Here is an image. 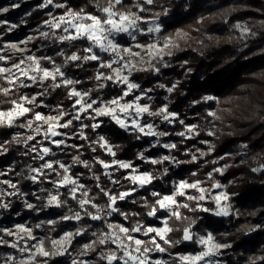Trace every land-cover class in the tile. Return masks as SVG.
I'll return each mask as SVG.
<instances>
[{"label": "rangeland", "instance_id": "rangeland-1", "mask_svg": "<svg viewBox=\"0 0 264 264\" xmlns=\"http://www.w3.org/2000/svg\"><path fill=\"white\" fill-rule=\"evenodd\" d=\"M144 1L151 4L153 0ZM253 6L259 14L256 21L237 22L225 31H207L208 23L199 19L164 39L160 37V16L150 17L140 10L118 14L103 9L96 16L73 12L67 0H0V87L3 91L14 86L24 90L22 103L14 108L4 109L0 102V264H41L38 255L63 256L74 264L88 263L85 256L94 246L92 240L83 243L77 254L72 250L73 242L83 235V229L79 228L83 215L80 212L75 218L60 215L65 212L63 208L69 198L83 207L91 204L87 186L80 178L82 173L76 174V166L61 161L56 168L48 157L68 152V146L81 149L86 140L91 143L90 127L97 129L106 120L135 133L142 143L130 160L116 156L105 134L97 132L92 141L106 148L112 159L110 162L95 159L102 172L96 181L108 179L116 191L109 194L111 205L105 214L91 215L94 222L104 219L109 229L104 235L113 244L104 252L108 264H236L230 258L232 252H225L231 243L219 239L211 230L203 233L188 230L184 242L195 241L197 245L182 253L172 254L162 241L169 243V220L179 218L183 209L189 208L192 213L207 211L228 219L236 204L234 198L248 183L246 166L252 157L253 170L264 174V101H261L264 71L256 75L253 84L233 85L236 59L264 61V0H254ZM164 7L167 16L175 5ZM79 41L83 45L72 47ZM224 44L237 49L217 66L223 71L222 76L228 78L223 87L233 88V93L225 104L215 94H205L204 99L215 101L219 112L210 110L201 123L194 118L192 108L196 102L192 98L187 99L181 114L176 112L173 94L180 82L193 73L188 59L177 53L187 47L196 58L206 59L205 52L210 47ZM85 57L96 60L98 65L94 79L87 83L69 70L71 64ZM175 64L183 68V77L172 69ZM50 82L55 87L59 83L67 85L75 97L73 103L58 108L48 106ZM32 87L36 91L28 94ZM29 104L47 107L38 111L21 133H13L11 142L5 132L17 118L28 113ZM223 111L236 120L225 123ZM235 121L244 125L242 129L249 134L245 138L240 136L233 145L231 141L216 148L218 134L234 135L238 129ZM14 143H22L31 155H36L38 164L20 158ZM178 144L185 147L180 158L173 153ZM83 155L80 153L78 158L85 165L88 159ZM164 160H173V165L182 161L186 164L182 174L172 180L175 185L171 193L153 192L156 198L150 216L157 224L141 222L130 232L116 218L120 211L116 203L134 190L119 188L120 180L130 179L138 191L151 188L156 176L144 164L158 165ZM61 169L62 174L49 176ZM44 176L48 178L45 180ZM22 179L30 180L32 187L36 183L40 186L39 190H32L36 200L21 185ZM45 182L51 185L46 188ZM17 201L27 211L46 208L50 213L48 219L34 226L31 217L19 220L22 214L17 213V220L10 226L5 219ZM59 222L64 227L55 236L53 229ZM43 233L51 239L50 248L45 245ZM262 256L255 254L251 259Z\"/></svg>", "mask_w": 264, "mask_h": 264}, {"label": "trees", "instance_id": "trees-1", "mask_svg": "<svg viewBox=\"0 0 264 264\" xmlns=\"http://www.w3.org/2000/svg\"><path fill=\"white\" fill-rule=\"evenodd\" d=\"M62 1V0H58ZM68 7H71L75 13H83L84 15H96L99 16L101 10L110 9L116 11L118 14L129 13L132 11L140 10L143 13H147L150 17L160 16V37L167 38L173 36L175 31L179 28L186 27L199 19L206 21L207 31H225L237 22L244 21H256L259 14L254 9V0H153L151 4L144 0H67ZM175 5L172 9L171 15H165V7ZM83 41H79L73 44L72 47L77 48ZM77 46V47H76ZM236 46L224 44L221 46L210 47L206 52V59L196 58V55L190 48L185 47L184 50L179 51L177 54H182L188 59L191 65L193 73L184 78L173 94L174 104L173 108L176 112L182 113L185 110L186 101L188 98H192L196 105L192 108L194 112L195 120L202 122L203 118L208 117V112L215 109L219 112V107L215 101H209L204 99L205 94H215L222 104H225L229 94L233 93V88L223 87L227 76H222L223 71L217 66L222 63L227 56L234 55L236 53ZM83 52V50H81ZM236 59V63L233 68V75L236 74V78L233 80V85L240 83H254L256 75L264 71V61L257 60L256 58L248 59L247 61H240ZM97 61L85 57L79 59L76 64H71L69 70L75 75L81 82H89L95 77L97 69ZM172 69L176 75L183 77V68L180 65L175 64ZM200 72H203L202 74ZM213 72V73H212ZM214 80L211 81L212 76ZM9 85V83L5 82ZM0 87V102L4 109H12L16 104L22 103L24 90L22 87L14 86L8 91L1 90ZM36 91V87L29 88L27 93L32 94ZM48 106L58 108L59 106H68L73 103L75 97L70 94V89L67 85L59 83L58 86H54L50 82L47 93ZM40 98V97H39ZM260 98V97H258ZM261 100V99H260ZM264 101V100H261ZM260 102L259 104H261ZM221 104V105H222ZM223 106V105H222ZM28 113L14 121L12 128L5 132L7 138L11 141V135L13 133L19 134L22 132L25 125H28V121L32 120L38 111H45L47 106L30 107L28 105ZM225 115V123H230L232 120H236L232 114L227 111H223ZM238 129L234 132V135L226 133L218 134L216 142V148L220 146H227L232 141V145L239 142L240 136L244 138L249 134V131L242 129L244 125L235 121ZM241 128V129H239ZM18 132V133H16ZM97 132L105 134L113 148L115 149L116 156L121 159H133L136 155V148L142 146V143L138 140V135L132 132L125 131L115 121L106 120L97 129L90 127L89 129V141L82 142L83 148L77 149L75 146H68L66 149L68 152L49 155L48 160L54 162L55 167H58L59 162L76 166V174L82 173L80 177L85 186H87L88 199L91 204L83 205L80 202L75 201L73 198L67 199V206H64L65 212L60 213L61 216H69L71 218L77 217L76 213L80 212L83 215L79 228L83 229V235L78 237L72 245V250L77 254L83 243L93 241L94 246L86 254L87 264H108L104 252L110 250L113 247L110 239H104V235L109 233V229L104 223V219L94 222L91 215L98 212L105 214L111 205L109 200V194L113 191V186L108 179L100 178L102 183L96 181V177L101 175L100 164L95 161L96 158L103 159L110 162L112 159L106 148L94 144L92 142L95 139ZM205 134V132H204ZM88 136V134H87ZM236 136V137H234ZM12 142V141H11ZM14 142V141H13ZM18 148V154L26 163L33 162L38 164L35 159L36 155H31L22 143H14ZM79 144V143H77ZM177 149L173 152L180 158L184 152L185 147L181 144L176 145ZM65 149V150H66ZM84 153L83 157L88 159L85 165H82L80 153ZM15 154H17L15 152ZM253 154V153H252ZM177 158V159H178ZM172 159V158H171ZM173 160L163 161L158 165L152 163H146L144 166L153 169L156 176L155 183L152 187L145 188L143 190H137L130 179H121L119 188L122 190L130 191L134 190V193L124 200H120L116 205L120 208L117 212L116 218L121 222H124L128 227V230L132 232L135 230L137 224L141 222L148 225H156L157 220L152 219L150 211L152 210V203H154L155 196L153 192L164 194L171 193L175 183H171L172 180L178 175L182 174L181 169L186 163L182 161L180 165H173ZM248 172L246 174L247 185L240 188L239 194L234 198L236 204L233 207V213L228 218H218L207 211L195 210L192 211L187 208L181 211L179 218H171L169 225L171 232L168 235L169 243L162 241L163 246L167 251L172 254L182 253L187 250L195 249L197 245L193 243H185L184 236L188 230L195 233H203L206 230H211L219 239L230 242L231 245L226 249V253L232 252L230 257L236 264H264V174L256 173L253 168V157L247 164ZM187 168V167H185ZM57 173L62 174V169L58 172L51 173L55 176ZM46 180L48 177H42ZM61 177L58 176V179ZM51 179V178H50ZM21 185L29 190V196L32 200H36V196L32 195V190H39L40 186L36 183L35 187H32L31 181L22 179ZM44 181V180H43ZM48 185L51 183L45 182ZM83 194L86 192V188L82 189ZM35 204L37 202L35 201ZM36 206V205H35ZM41 209V211H40ZM38 210L34 208L30 211L24 210L20 201H17L12 206L10 213L6 217V221L12 226L17 220L15 215L21 213L19 220H26L28 218L33 219L34 226H37L38 221L43 220L46 222L49 216V212L46 208L40 207ZM34 212V215L31 214ZM121 214H124L122 217ZM63 223L59 222L53 229L54 235L59 236L63 230ZM51 229V228H48ZM36 231H38L36 229ZM45 236V245L50 248L51 239L48 234L43 233ZM195 238V237H194ZM263 255L257 259H251L252 255ZM41 264H74L70 258L63 256H48L38 255ZM75 264H83L82 262Z\"/></svg>", "mask_w": 264, "mask_h": 264}]
</instances>
